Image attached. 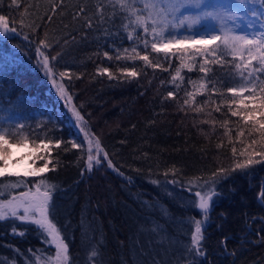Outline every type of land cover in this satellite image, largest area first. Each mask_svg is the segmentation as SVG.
Here are the masks:
<instances>
[{
	"label": "trees",
	"instance_id": "trees-1",
	"mask_svg": "<svg viewBox=\"0 0 264 264\" xmlns=\"http://www.w3.org/2000/svg\"><path fill=\"white\" fill-rule=\"evenodd\" d=\"M148 2L172 19L176 0ZM144 3L138 0L137 7ZM111 13L108 0H0V121L40 119L37 131L51 145L45 173L0 175V202L26 190L13 183L48 178L49 219L69 246L68 264H193V256L195 264H264V157L236 167L260 146L253 114L258 120L261 113L247 91L228 90L245 86L241 71L246 76L245 65L259 67V61L223 50L207 56L219 62L201 72L205 56L195 49H214L220 41L174 49L166 58L151 48L160 40L151 20L145 33L119 9ZM179 13L177 25L188 16ZM136 53L149 55V62L125 58ZM45 56L51 73L42 66ZM133 70L137 75L129 76ZM257 76L264 81V72ZM96 141L108 154L104 160L100 153V165ZM196 192L215 193L206 216L196 207ZM196 221L200 254L192 245ZM54 254L36 225L0 221V264H49Z\"/></svg>",
	"mask_w": 264,
	"mask_h": 264
},
{
	"label": "snow or ice",
	"instance_id": "snow-or-ice-1",
	"mask_svg": "<svg viewBox=\"0 0 264 264\" xmlns=\"http://www.w3.org/2000/svg\"><path fill=\"white\" fill-rule=\"evenodd\" d=\"M12 4H17L18 0H11ZM138 0H108V6L112 8L111 15L115 16L117 15V9H119V12L124 13L125 15L122 17L123 19H128L130 24H135L136 27H143L145 33L149 31L148 21L151 20V32L154 37H159L161 40L164 38L165 31L169 29L172 26H180L184 24H188L189 27L191 25L199 23L201 20L205 19H213V20H222V19H232L235 20L236 16L234 13L225 15L221 13L219 9H214L213 11H206L204 12L203 16L197 14L195 16L189 17L184 16L182 19H179V24H176L177 16L176 13L180 12L181 8H195L200 9L203 7H207L205 5V0H176V3L171 5V16L172 19L169 20L167 15H164L161 18L160 13H155L156 4L149 3L148 0H145L143 8L137 7ZM238 3L245 4L247 3V0H238ZM261 5H264V0H260ZM101 7V6H98ZM55 11V8L52 9ZM83 11V10H81ZM104 11H107V7L104 8ZM148 12V16H144V12ZM226 12V10H225ZM104 13L101 12V16H103ZM5 23V17L0 15V25H3ZM23 25V20L21 21ZM127 27V26H125ZM250 30H252L253 26H249ZM261 28L264 29V20L261 21ZM222 35H210L207 39H200L194 41L196 44H204V45H211L216 44L217 41H220L221 43L216 46L214 49H208V48H196L195 52L200 53L201 55L205 56L204 63L200 65V71L201 72H207L208 69L204 67L205 64L209 63H218L220 57H217L215 60H209L207 59V56L209 55H215L218 51L221 52V56L223 55V50H227L231 52L233 55L241 54V50L245 49L249 53L250 59L258 58L259 61V67H253L249 68L248 65H245V68L249 69L247 71V75L245 76L244 72L241 71L240 76L241 79L245 81V86L241 87L239 90L236 88H229L228 90L230 92H233L234 94H241L245 91L249 93L248 97L246 99L256 101V108L255 110H260V113L262 116H264V81H259V77H255L253 79V73L255 72H264V31H261L259 33V36L257 37L256 33L253 30L252 38H249L247 35H234L233 29L226 28L225 25H221ZM7 31H16L15 28L7 29ZM129 39H131V36H129ZM177 43H180L182 41H176ZM43 43V41H41ZM145 48L148 46V41H144ZM173 44V40L168 39L166 43H163L161 47H158V42L154 41L151 43V48L154 52H160L163 50L166 54L171 51V45ZM223 46V49L221 48ZM258 49L259 52L254 56L253 50ZM135 48H133V52H135ZM179 51V50H178ZM127 53V49H125V54ZM105 56H108V53H104ZM172 55H176V53H172ZM139 58L146 63L149 62V55H140L139 53H136L135 57H127L125 58ZM111 59V57H109ZM52 60H55L56 57H51ZM116 59H121L120 54L118 53L116 56ZM43 68L46 70V72L51 73V68L49 66V57L45 56L43 59ZM157 67L160 65L157 64ZM239 68L240 66L237 65ZM127 71V69H124ZM191 66L189 67V71H191ZM109 70L107 68L102 69L101 72H108ZM127 74L129 76H136V71H128ZM66 73L61 72L60 76L64 77ZM111 78V76H110ZM175 80V77H173ZM256 81H259V85H257ZM248 85H251L250 87ZM260 88V94L257 95V87ZM61 97L63 98V88H60ZM169 96H172L173 93L169 92ZM70 99V98H69ZM187 103V101H185ZM73 114L76 117L77 121H80L82 119L79 112H73ZM233 115H237L236 112L232 113ZM260 124V128L256 129V131L264 130V123L257 122ZM262 135H264V132H262ZM59 143V141H57ZM81 142L79 145L76 143H73L72 147H82ZM255 143V141H253ZM8 144V140L6 139V134L3 132V130H0V157H3L7 154V149L4 148V145ZM16 147L24 146L23 144H17ZM34 148H36L37 152H41L42 149L37 147L36 145H33ZM45 148H47V145H45ZM103 152V150L100 148V142L96 141V153L97 158L95 160V163L97 165H100L102 163L101 159L98 157L100 156V153ZM261 154V153H257ZM88 165L87 170L90 171L93 167V155L91 154V151H89L88 154ZM103 159L108 160V154L106 152H103ZM43 160L45 161L42 166L36 167V162ZM258 161H255L253 159H248L245 163H238L236 165L237 168L243 169L247 167L250 164L257 163ZM49 163L51 161L48 159V157L44 155H37L33 160L32 164L34 167L31 171L27 172L26 176H39L40 174L45 173L49 170ZM108 166L112 167L111 161H108ZM6 167V165H5ZM4 169H0V174H3ZM215 176V173L213 174ZM216 181L213 180V184H215ZM31 184V187L28 185ZM13 188L15 187H21L26 188V190L21 191L18 196L13 197L12 200L7 201V204L4 202H0V221L5 220L6 217H11L16 220L20 221H27L37 226V231L40 232V234L45 238L46 241H48L50 244L55 245V257L54 259L49 256V260L51 264H68V258H69V246L64 242L63 239H61L60 231L58 230L57 226L49 219V217L52 215L53 212V203H52V192L50 190V186L48 184V178H43L38 181H18L11 185ZM51 187H54L52 185ZM35 189L33 192L32 189ZM43 188V190H42ZM215 193H211L209 195L201 196L200 192H196V196L199 197V203L196 204V207H198L205 216L208 213L209 210V202L212 199V195ZM22 209V214L20 213V210ZM13 231H15V226L13 227ZM201 232V223L200 221H196L195 223V234L192 235V245L193 249H195L197 254H200V248H199V242L201 237L199 236ZM20 235H24L23 232L20 233ZM93 256H96L97 253L93 252ZM193 264H195V256L192 257Z\"/></svg>",
	"mask_w": 264,
	"mask_h": 264
},
{
	"label": "rangeland",
	"instance_id": "rangeland-1",
	"mask_svg": "<svg viewBox=\"0 0 264 264\" xmlns=\"http://www.w3.org/2000/svg\"><path fill=\"white\" fill-rule=\"evenodd\" d=\"M205 5H207V7H203L200 9L191 7L181 8L180 12L183 14L187 13L189 17H192L197 14L203 16L204 12L206 11L219 9L221 13L225 15L234 13L236 19H205L201 20L199 23L191 25V27L201 25L203 26V29H189L187 27L188 24H184L183 26L181 25L182 27L180 29L175 30L169 35H164L163 40H158V47H161L162 44L166 43L168 39L173 40L171 50L184 48L186 46L204 45L196 44L194 43V41L207 39L210 35H218V33L222 34L221 25H225L228 29H233L234 35H247L249 38H252L253 30L256 33L257 37L259 36V33L261 31H264V29L261 28V21L264 20V5H261L260 0H247V3L245 4L238 3V0H205ZM250 25L253 26L252 30H250ZM176 41L182 42L177 43ZM258 52V49H254L253 55L255 56ZM239 56H241V59H243L244 61L250 59L249 53L245 49L241 50V54H239ZM256 60H258V58L251 59V62ZM253 116L254 121L264 123V116L261 115L258 120H255L257 119V113L253 114ZM39 126L40 119H35V121L32 122L30 118L26 120L19 115H15L13 117H9L7 120L0 121V130H3V132L6 134V139L8 140V144L4 145V148L7 149V154L3 157H0V169H4L3 174L25 175L34 167V165L32 164V160L37 155H44L50 160L49 152L51 145L49 140H47L44 135L38 133L37 127ZM262 132H264V130L260 131V135L257 139L260 143L259 148L255 147V152H253V154H251L248 159L251 158L253 160H259L264 157V135H262ZM17 144H23L24 146L16 147L15 145ZM33 145H36L37 147L42 149V151L37 152L36 148H34ZM45 145H47V148H45ZM92 145L93 142L90 141V145L88 147L91 148ZM247 160H245V162ZM44 162L45 161L43 160L37 161L35 166H42ZM34 191L35 189H33V192ZM201 196L206 197V194H201ZM5 204H7V202H5ZM210 204L211 201L209 202V207ZM19 214H22V209L20 210ZM203 215L205 214L203 213ZM193 234H195V230ZM54 257L55 254L53 256V259ZM49 264H51V262H49Z\"/></svg>",
	"mask_w": 264,
	"mask_h": 264
}]
</instances>
